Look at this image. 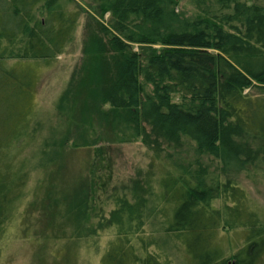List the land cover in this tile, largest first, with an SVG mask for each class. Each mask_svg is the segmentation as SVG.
<instances>
[{
    "label": "trees",
    "instance_id": "obj_1",
    "mask_svg": "<svg viewBox=\"0 0 264 264\" xmlns=\"http://www.w3.org/2000/svg\"><path fill=\"white\" fill-rule=\"evenodd\" d=\"M86 1L97 31L74 70L80 79L60 94L57 121L40 136L27 62L54 60L80 10L68 9L70 0H0V243L31 173L54 163L57 170L67 148L96 144L86 132L94 113L108 120L114 142L140 141L159 164L158 174L153 160L114 186L94 187L88 171L53 202L75 233L112 231L99 264H264V213L237 180L264 174V0H187L189 13L176 9L182 0ZM225 230L244 232L229 256L218 241Z\"/></svg>",
    "mask_w": 264,
    "mask_h": 264
},
{
    "label": "rangeland",
    "instance_id": "obj_2",
    "mask_svg": "<svg viewBox=\"0 0 264 264\" xmlns=\"http://www.w3.org/2000/svg\"><path fill=\"white\" fill-rule=\"evenodd\" d=\"M70 1L72 2L68 4L67 8L70 10L78 8L80 13L72 38L66 43L64 50L48 63L43 61L27 62L32 70L30 88L33 89L27 103L31 112L37 111L33 122L36 120L44 122L40 136L47 135L54 122L57 121L55 110L60 94L71 81H74L73 77L80 79L77 72L74 74V70H79L81 67L87 38L92 36V32L96 33L97 31L94 24L95 13L87 1ZM186 3L187 0H182L176 9L180 10L183 7L182 9L189 13L192 11V7ZM101 20L107 23L109 21L108 14ZM25 63L20 66L24 67ZM86 96V89L77 93L76 100L78 107L83 112L80 114L82 117L87 115V109H89ZM89 106L92 109L95 108L93 102H89ZM105 108L108 106L103 109L105 110ZM103 120L108 121L103 117L97 118L94 113H91L90 119H88L86 132L93 136L95 145L90 146L89 149L67 148L63 154L62 164L59 166L61 170L59 168L55 170L54 163V166L48 164L31 173L21 212L10 222L6 235L0 243V264H99L101 252L112 236V231L105 230L100 233L99 237L94 236V238L88 235L84 236L83 231L80 234V230L75 233L73 230L76 226L73 224L75 222L70 219L62 223L56 215V205L53 202L61 196L62 190L64 192L68 190L80 176H89L88 171L97 180L94 182V187L98 183L102 184L108 181L113 186L121 181L127 182L129 177L137 176L136 170L146 169L153 160L154 172L158 174L159 171V164L147 147L140 141L114 142ZM72 129H74L72 132H76L74 137L82 130L76 126ZM66 134L68 133L62 131L59 135L62 137L61 140L67 139ZM37 144L35 142L33 146ZM69 145H71L70 141ZM28 150L24 154H28ZM175 151L178 153L180 151L181 157L194 158L191 150L178 148ZM206 158L208 157L203 156L202 160L205 163H210V160H206ZM211 162L212 166H208L215 169L216 161ZM250 175L246 177L245 174H241L237 179L238 183L246 190L251 202L257 206L260 212L264 213V174L251 173ZM99 192L97 189L93 195L92 207L94 209L100 204ZM243 233L242 230H225L219 233L218 241L224 244L228 256L242 244ZM176 261L179 264H186L183 258H176Z\"/></svg>",
    "mask_w": 264,
    "mask_h": 264
}]
</instances>
